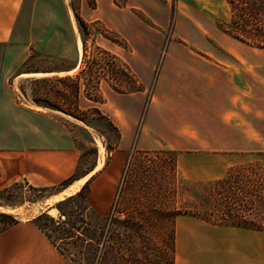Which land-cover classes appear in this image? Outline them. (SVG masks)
Here are the masks:
<instances>
[{
  "label": "rangeland",
  "instance_id": "1",
  "mask_svg": "<svg viewBox=\"0 0 264 264\" xmlns=\"http://www.w3.org/2000/svg\"><path fill=\"white\" fill-rule=\"evenodd\" d=\"M39 13L42 17L33 27L43 25L44 30L30 35L49 39V50H59L62 57L41 55L30 47L17 71L71 72L10 83L33 107L73 120L66 124L80 152L77 176L92 171L101 158L105 166L114 153L124 156L114 192L115 197L121 187L119 210L134 212L144 204L147 212L152 210L146 215L157 218L144 234L147 250L141 243L131 246L139 258L133 264H179L181 232L198 224L248 230V244L254 254L260 250L264 264L263 235L246 227L264 224V49L220 29L229 19L226 0H47ZM232 55L248 60V74L246 64L230 59ZM67 77L72 81L48 80ZM235 87L243 89V95L238 94L242 109L237 108L236 133L228 117L212 119L208 112L218 88L228 96ZM58 105L78 108L74 114L84 121L54 110ZM93 109L119 130L121 141L114 152L107 147L114 146L115 136ZM129 161L130 170L124 173ZM143 186L147 199L142 197ZM17 193L29 195L26 189ZM50 197L22 205L18 219L47 210L57 219L58 211L50 208L61 200L47 204ZM86 204L91 208L88 196ZM111 205L100 217L108 216ZM70 209L75 210L74 203ZM165 214L171 219L160 218ZM71 253L74 264H90L85 249Z\"/></svg>",
  "mask_w": 264,
  "mask_h": 264
},
{
  "label": "crops",
  "instance_id": "2",
  "mask_svg": "<svg viewBox=\"0 0 264 264\" xmlns=\"http://www.w3.org/2000/svg\"><path fill=\"white\" fill-rule=\"evenodd\" d=\"M45 3L47 0H0V190L25 182L34 188L54 187L80 170V152L66 124H74L73 120L60 113L33 107L10 83V79L20 83L34 77H65L61 75L71 72L17 71L28 59L30 47L41 55L62 57L59 50H49V39L30 35V31L44 30L43 25L35 28L33 25L42 17L39 10ZM229 58L245 63L243 70L248 74V60L234 55ZM250 67L254 70L253 66ZM244 87V95L243 89L235 87L228 96L218 88L219 96L208 110L212 112V119L217 116L222 121L228 117L227 124L234 133L237 130V108L242 109L238 94L244 96V110L247 112V86ZM243 125L248 132V122ZM97 165L98 161H95L91 170ZM123 166L124 156L114 153L89 184L88 203L99 216L110 208ZM85 174L79 175L78 180ZM78 180L52 197L64 194L59 199L62 200L74 195L77 192L73 194L72 188ZM33 217L35 215H30L27 220L0 234V264H68L30 221ZM181 235L177 246L179 264H263L260 250L254 254L251 243L248 244V236L252 235L248 230L198 224L188 226Z\"/></svg>",
  "mask_w": 264,
  "mask_h": 264
},
{
  "label": "trees",
  "instance_id": "3",
  "mask_svg": "<svg viewBox=\"0 0 264 264\" xmlns=\"http://www.w3.org/2000/svg\"><path fill=\"white\" fill-rule=\"evenodd\" d=\"M226 3L229 6V19L226 23H223L226 29L221 25L220 29L226 35L239 42L264 49V0H226ZM48 80L55 83L72 81L69 77ZM78 83L76 80V99H79L80 95ZM53 109L84 121L83 118L74 114L75 111L77 113L80 112L78 108L71 110L58 105L54 106ZM92 112L102 118L107 132L114 134L116 141L114 146L107 147L108 152H114L121 141L119 130L98 109H93ZM131 164V161H129L124 173L130 170ZM79 178L75 174L54 187L34 188L25 182L0 190V234L20 223L16 212L22 205L48 198L65 189ZM91 180H88L75 195L57 202L50 208L58 211L59 217L57 219L50 217L47 210L37 215L31 222L69 264H74L71 251L78 252L80 249L86 250L85 259L90 264H102L103 261H109L112 264H133L139 258L135 254L136 251L134 253L131 252V246L141 243L144 246V250H147L144 234L149 233L154 228L155 219L157 218L152 219L146 215L152 210L148 207L149 211L147 212L144 204H138L137 208L139 210H136L137 212H131L128 209L120 211L121 187L116 190L108 216L106 218L98 216L86 204L89 194L88 186ZM19 189H26L29 195L23 196L17 193ZM143 192L142 197H145L147 195L145 187ZM235 196L237 197V195ZM145 198L147 199L148 197ZM130 202H133V199ZM73 203L75 204V210H67ZM121 214L125 215L124 219L120 218ZM156 215L159 214L156 213ZM160 218L171 219L169 214L160 215ZM246 227L258 231L264 238V224L262 226L251 225L250 227L247 225ZM173 231L172 229V241L174 237ZM171 245L174 250V244L172 243ZM125 254L126 256L124 257Z\"/></svg>",
  "mask_w": 264,
  "mask_h": 264
},
{
  "label": "bare ground",
  "instance_id": "4",
  "mask_svg": "<svg viewBox=\"0 0 264 264\" xmlns=\"http://www.w3.org/2000/svg\"><path fill=\"white\" fill-rule=\"evenodd\" d=\"M78 46H79V49L81 48V43L79 42V44H78ZM80 54H81V52H80ZM41 74H44V73H40V75ZM39 75V76H40ZM103 166V158H101L100 159V161H99V163H98V165H97V167H96V169L95 170H92V171H90L88 174H86L84 177H82L80 180H78V182L75 184V186L72 188V192H73V194H74V192H77V188L80 186V185H82V184H84L87 180H88V178L90 177V176H92V174L96 171V170H98V169H100L101 167ZM72 187V186H71ZM70 191V190H69ZM71 194V193H70ZM69 195V194H68ZM64 196V194L62 195L61 194V196H54V197H50L47 201H46V203L48 204H51L52 202H54V201H57V200H59V199H61L62 197ZM45 203V204H46ZM55 203V202H54ZM49 207V206H48ZM40 207H37L35 210H34V212H38V209H39ZM54 210H51L50 211V213H52Z\"/></svg>",
  "mask_w": 264,
  "mask_h": 264
}]
</instances>
